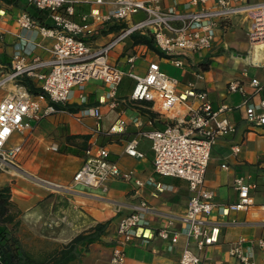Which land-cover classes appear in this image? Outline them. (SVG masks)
<instances>
[{"label":"crops","instance_id":"obj_1","mask_svg":"<svg viewBox=\"0 0 264 264\" xmlns=\"http://www.w3.org/2000/svg\"><path fill=\"white\" fill-rule=\"evenodd\" d=\"M147 1L163 10L175 8L178 13L211 8L216 4V0H205L187 8L186 4L190 0ZM263 1L244 0L243 4ZM111 8L108 4L78 5L71 19L74 23L82 24V16L87 15L88 21L92 22L91 11L98 10L104 14ZM33 10L34 7L25 0H18L16 5L0 0V70L10 66L17 52L28 58H49L52 40L43 38L35 28H22L18 22L22 14ZM40 16L45 24L53 26L46 11H42ZM143 17V13H138L132 17V21H139ZM113 28L110 33H100L94 37L93 42L102 45L109 41L117 30L116 26ZM248 28L249 23L242 15L224 20L216 31L212 48L191 55L188 65L182 70L174 69L169 59L160 57L146 47L133 45L132 39L108 56L111 64L126 71L127 57L137 55L140 74L145 72L149 63H158L165 73L179 80L178 93H182L187 84L193 82L196 89L206 92L214 108L221 105L230 108L226 117L234 124L235 132L216 140L204 178V187L214 191L217 207L211 215V221L220 225V236L217 244L206 247L200 253L202 264H239L229 254L230 248L239 240H242L243 251L252 252L255 264H264V250L257 245L258 239L264 237V211L261 209L264 205V177L261 176L264 126H249L245 122L242 97L227 90L231 81L237 80L248 87L250 79L255 78L263 90L254 94L252 100L258 102L264 98V49L259 48L258 51L251 46ZM244 72H247V77L243 75ZM196 73H201L203 78L196 79ZM32 84L36 85L34 82ZM133 85L128 78L124 79L116 91L118 106L110 109L109 88L99 80H91L82 89L75 90L68 104L78 109L75 114L61 113L45 118L35 123L30 131L14 133L17 135L15 141L9 140L8 147L22 146V151L13 166L9 165L0 171V188L9 186L11 189V200L20 213L17 236L28 253L38 256L50 252L67 244L81 232L99 223L109 222L101 242L92 244L75 264H115L112 255L117 243V226L142 199L151 208L146 215L147 225L143 232L146 238L124 246L122 264H178L185 237L181 235L178 243L171 244L160 239L157 231L169 222L175 229L182 228L179 217L185 213L190 197L188 184L178 178H160L155 175L150 141L139 135V131L164 129L180 119L185 110L183 106H178L171 114L160 116L150 109V104L130 100ZM81 93L86 97L84 104L78 98ZM83 108H98L101 120L96 122L90 117L79 119V112ZM137 108L149 111L153 117L141 114ZM119 120L125 122L124 130L110 133V128ZM134 120L142 123L140 130L133 126ZM61 127H65L68 134L73 136H89V145L94 143L106 148L110 160L117 164L121 172L133 171L135 178L144 182L152 178L166 189L158 192L153 185L137 189L133 181L119 179L110 181L105 189L74 186L72 178L82 167L84 157L59 151L64 147L73 148L61 136ZM135 138L138 139L137 150L143 154L140 159L125 153L127 143ZM51 147H57L58 151ZM223 165L228 169H223ZM245 174H251L256 182V189L250 193L254 206L247 211L230 212L228 216H222L218 208L238 200L233 182L236 177Z\"/></svg>","mask_w":264,"mask_h":264},{"label":"built area","instance_id":"obj_2","mask_svg":"<svg viewBox=\"0 0 264 264\" xmlns=\"http://www.w3.org/2000/svg\"><path fill=\"white\" fill-rule=\"evenodd\" d=\"M28 5L46 11L53 22L52 27L36 24L27 13L22 14L18 22L24 29L35 28L43 38L52 40L49 58L38 56L28 58L19 52L12 57L9 67L0 70V89L12 85V90L0 99V169L12 165L22 151V146L8 147L14 133L30 131L35 123L61 113H69L57 106H68L75 90L83 88L91 80H99L108 88L109 107L118 106L115 100L117 88L125 78L134 85L130 94L132 102L150 104V109L160 116L171 114L178 106L185 113L180 119L168 124L164 129L149 132L139 131L150 141L152 165L156 176L184 180L188 184L190 197L185 213L179 217L182 228L175 229L169 222L160 228L157 235L162 240L176 244L181 235L186 239L178 264H202L200 253L208 246L219 242L220 225L211 221L216 209L214 191L204 187V178L211 159L212 148L219 137L235 132V126L226 117L229 107L217 108L207 97L206 92L196 89L189 82L182 93L177 92L179 80L169 76L158 63H149L145 72H138V56L127 57V70L118 68L109 62V54L134 34L149 36L155 47L168 56L174 69L182 70L188 65L193 54L212 48L216 31L220 24L232 16L242 15L249 23L248 40L251 46L264 49V1L244 5V0H216L211 8H200L188 13H178L175 8L163 10L147 0H25ZM205 0H190L187 8L197 6ZM232 3H237L233 6ZM83 4L111 5L112 8L101 14L98 10L82 16V24L72 21L75 7ZM143 13L144 17L136 22L132 17ZM107 26H116L111 39L102 45H96L93 38L99 36ZM245 77L248 76L244 72ZM202 79L201 73L195 74ZM34 82L40 94L33 95L25 82ZM229 93H236L243 99L245 122L251 127L264 126V98L258 102L252 96L263 90L260 82L251 78L248 87L237 80L229 82ZM84 104L86 97L78 96ZM72 115V113H69ZM93 118L101 120L98 108H83L79 119ZM117 125V126H116ZM124 121H117L109 132H122ZM133 126L142 128V123L133 121ZM138 139L130 140L125 153L133 158H143L137 150ZM58 151L57 147H51ZM238 151L237 148L235 150ZM227 170L226 165L222 166ZM264 177V162L261 165ZM132 182L140 189L153 185L158 192L166 189L156 184L152 178L146 182L135 178L133 171L121 172L116 163L110 160L106 148L91 143L84 153L83 165L72 178L74 186L105 189L112 180ZM233 187L238 200L225 207L218 208L222 216L230 212L247 211L254 206L251 192L256 182L251 174L238 176ZM264 211V205L261 206ZM151 208L145 200L132 207L131 213L122 218L117 226V243L112 262L122 264L124 246L137 239H145L146 215ZM242 240L229 250L231 257L239 264H255L252 252L242 250ZM257 245L264 250V237Z\"/></svg>","mask_w":264,"mask_h":264},{"label":"trees","instance_id":"obj_3","mask_svg":"<svg viewBox=\"0 0 264 264\" xmlns=\"http://www.w3.org/2000/svg\"><path fill=\"white\" fill-rule=\"evenodd\" d=\"M9 4H17L18 0H3ZM42 11L34 8L33 12L28 11L27 14L38 25L52 27L47 25L41 17ZM115 26H107L102 33H110L114 30ZM117 28V27H116ZM133 45H142L148 50L154 52L162 58H168L165 54L160 52L154 45L151 37L134 34L132 36ZM126 81V80H125ZM124 80L122 81V83ZM121 83V85H122ZM27 89L33 95L40 94L33 84L28 81L25 82ZM58 109L66 110L69 113L75 114L78 109H73L69 106L61 107ZM143 114L153 117V115L143 109L137 108ZM61 136L65 137L66 142L73 148H61L59 151L63 153H70L75 156H83L85 151L89 148V136H73L68 134L65 127L60 128ZM78 142L75 143V141ZM20 213L16 209L11 200V189L9 186L0 188V264H75L79 261L84 254L88 251L92 244L100 243L103 236H105L109 222L99 223L93 228L81 232L75 236L70 242L64 244L50 252L42 253L34 256L28 253L22 246V243L17 236L18 228L20 225Z\"/></svg>","mask_w":264,"mask_h":264},{"label":"rangeland","instance_id":"obj_4","mask_svg":"<svg viewBox=\"0 0 264 264\" xmlns=\"http://www.w3.org/2000/svg\"><path fill=\"white\" fill-rule=\"evenodd\" d=\"M10 90H12V85L11 84H9V85H7L4 89H0V97L2 98L5 94H7ZM17 134V133H16ZM13 135L12 137H11V139H10V142H12V141H15V139L17 138V135ZM14 164H12V166H13ZM7 167H9V165L7 164V165H4L3 167H2V169H0V171H2V170H5V169H7ZM40 255V254H39Z\"/></svg>","mask_w":264,"mask_h":264},{"label":"bare ground","instance_id":"obj_5","mask_svg":"<svg viewBox=\"0 0 264 264\" xmlns=\"http://www.w3.org/2000/svg\"><path fill=\"white\" fill-rule=\"evenodd\" d=\"M256 49H258V51H260V50H259V47H256ZM262 52H263V50H262ZM259 60H260V59H259Z\"/></svg>","mask_w":264,"mask_h":264}]
</instances>
